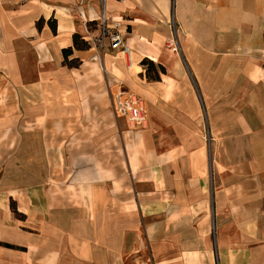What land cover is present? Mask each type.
Returning <instances> with one entry per match:
<instances>
[{
    "label": "crops",
    "instance_id": "crops-1",
    "mask_svg": "<svg viewBox=\"0 0 264 264\" xmlns=\"http://www.w3.org/2000/svg\"><path fill=\"white\" fill-rule=\"evenodd\" d=\"M0 264H264V0H0Z\"/></svg>",
    "mask_w": 264,
    "mask_h": 264
},
{
    "label": "built area",
    "instance_id": "built-area-1",
    "mask_svg": "<svg viewBox=\"0 0 264 264\" xmlns=\"http://www.w3.org/2000/svg\"><path fill=\"white\" fill-rule=\"evenodd\" d=\"M97 19L99 20V31L95 34L87 33L86 36H83L88 46L102 51L106 40H108L111 47L122 46L123 51L128 52V46L124 44L121 33L118 30L111 29L104 11ZM92 57L96 58L97 55L94 54ZM111 107L116 115H124L131 124H142L145 121L143 105L133 95H126V91L122 89L111 96Z\"/></svg>",
    "mask_w": 264,
    "mask_h": 264
},
{
    "label": "trees",
    "instance_id": "trees-1",
    "mask_svg": "<svg viewBox=\"0 0 264 264\" xmlns=\"http://www.w3.org/2000/svg\"><path fill=\"white\" fill-rule=\"evenodd\" d=\"M85 42H86V40L83 38V36H79L76 33L73 34V44H74V46H76V47H85L86 46L85 45ZM70 49H71V47H69V48H63V52L66 53L68 51H71ZM141 62L143 64H146L147 65V70L148 69L150 70L151 68H154V73L151 74V77H153V78L158 77V71L156 70L155 65H154V62L152 60H150L148 58H143L141 60ZM159 69L161 71H163L164 70V67L162 65H159Z\"/></svg>",
    "mask_w": 264,
    "mask_h": 264
}]
</instances>
